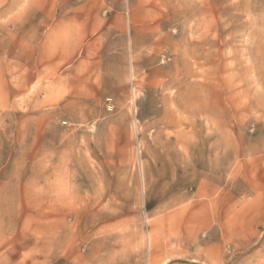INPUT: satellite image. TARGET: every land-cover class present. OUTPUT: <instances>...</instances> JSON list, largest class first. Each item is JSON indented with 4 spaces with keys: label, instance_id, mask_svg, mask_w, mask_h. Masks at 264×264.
<instances>
[{
    "label": "rangeland",
    "instance_id": "1",
    "mask_svg": "<svg viewBox=\"0 0 264 264\" xmlns=\"http://www.w3.org/2000/svg\"><path fill=\"white\" fill-rule=\"evenodd\" d=\"M0 264H264V0H0Z\"/></svg>",
    "mask_w": 264,
    "mask_h": 264
},
{
    "label": "bare ground",
    "instance_id": "2",
    "mask_svg": "<svg viewBox=\"0 0 264 264\" xmlns=\"http://www.w3.org/2000/svg\"><path fill=\"white\" fill-rule=\"evenodd\" d=\"M149 243V242H148Z\"/></svg>",
    "mask_w": 264,
    "mask_h": 264
}]
</instances>
